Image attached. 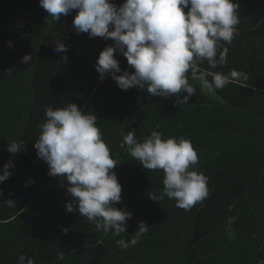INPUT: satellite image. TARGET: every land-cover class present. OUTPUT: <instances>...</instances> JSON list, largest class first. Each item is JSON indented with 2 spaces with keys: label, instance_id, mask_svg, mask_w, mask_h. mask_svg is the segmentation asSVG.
<instances>
[{
  "label": "trees",
  "instance_id": "trees-1",
  "mask_svg": "<svg viewBox=\"0 0 264 264\" xmlns=\"http://www.w3.org/2000/svg\"><path fill=\"white\" fill-rule=\"evenodd\" d=\"M111 2L118 7L123 0ZM233 2L239 5L238 34L226 45L227 64L211 71H243L246 87L230 83L207 94L190 80L195 94L187 104H177L176 95L151 96L136 86L122 90L108 75L101 80L97 58L114 41L78 33L73 26L77 10L53 21L39 0H0V171L9 160L13 163L10 177L0 182V264H18L21 254L35 264L264 260V0ZM57 41L66 52L54 51ZM24 54L32 60L21 62ZM114 58L121 72L134 71L120 52ZM71 102L97 116L102 139L118 161L112 171L121 185V201L113 206L131 213L119 237L97 231L75 205L66 211L73 199L68 181L48 175V165L36 154L46 108ZM153 130L162 138L188 139L197 151L194 167L207 177L209 196L190 211L167 197L150 199L163 189V171L144 169L126 145L121 147L128 132L142 141ZM11 142H23L20 151L8 152ZM8 199L15 207L7 206ZM234 215L235 239L230 240L226 222ZM141 221L148 232L136 245L119 248L115 241H129Z\"/></svg>",
  "mask_w": 264,
  "mask_h": 264
},
{
  "label": "clouds",
  "instance_id": "clouds-1",
  "mask_svg": "<svg viewBox=\"0 0 264 264\" xmlns=\"http://www.w3.org/2000/svg\"><path fill=\"white\" fill-rule=\"evenodd\" d=\"M39 4L53 21H60L61 15L75 9L73 26L78 33L114 41V46H106L99 53L95 67L101 80L111 76L122 90L136 86L151 96L176 95L175 103L187 104L196 92L190 80L198 82L207 94H215L230 83L246 87L248 76L243 71H211L227 64L226 45L238 34L239 5L233 0H123L118 7L111 0H39ZM7 44L12 46L11 41ZM55 45L54 51H67L60 41ZM117 51L134 71L121 72L114 58ZM31 60L30 54L21 58L23 63ZM205 62L207 67H201ZM8 74H12L11 69ZM45 117L34 148L38 158L48 165V175L68 181L67 192L73 199L65 204L66 211H74L75 205L80 216L93 223L97 231L121 236L131 213L113 206L121 201V185L112 171L118 161L102 139L97 116L93 112L86 114L71 102L65 107L46 108ZM123 141L121 147L126 145L144 169L164 173L162 191L154 192L150 199L157 202L167 197L175 200L176 207L190 211L208 198L207 177L194 167L199 157L190 140L162 138L161 132L153 130L142 141L130 131ZM22 145L23 142H11L7 151L15 154ZM12 167L11 160L3 165L0 182L10 177ZM5 202L15 207L12 199ZM237 218L231 216L226 222L230 240L235 239L231 225ZM148 227L141 221L129 241L121 238L115 243L121 249L134 246ZM59 258L63 259V255ZM18 264L35 261L21 254Z\"/></svg>",
  "mask_w": 264,
  "mask_h": 264
}]
</instances>
